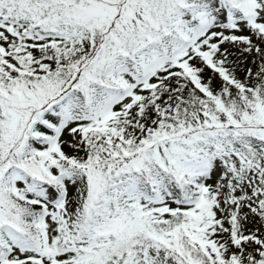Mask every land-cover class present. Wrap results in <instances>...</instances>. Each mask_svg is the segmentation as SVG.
<instances>
[{
	"label": "snow or ice",
	"instance_id": "snow-or-ice-1",
	"mask_svg": "<svg viewBox=\"0 0 264 264\" xmlns=\"http://www.w3.org/2000/svg\"><path fill=\"white\" fill-rule=\"evenodd\" d=\"M0 264H264V0H0Z\"/></svg>",
	"mask_w": 264,
	"mask_h": 264
}]
</instances>
